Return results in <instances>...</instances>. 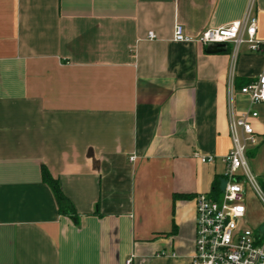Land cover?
<instances>
[{"label": "crops", "instance_id": "0c3cea01", "mask_svg": "<svg viewBox=\"0 0 264 264\" xmlns=\"http://www.w3.org/2000/svg\"><path fill=\"white\" fill-rule=\"evenodd\" d=\"M249 8L264 43V0H0V264H191L194 199L224 176L231 109L257 113L247 161L264 179V103L235 85L264 54H207L173 29L195 38Z\"/></svg>", "mask_w": 264, "mask_h": 264}, {"label": "built area", "instance_id": "2783aa9c", "mask_svg": "<svg viewBox=\"0 0 264 264\" xmlns=\"http://www.w3.org/2000/svg\"><path fill=\"white\" fill-rule=\"evenodd\" d=\"M256 31L257 19L250 15L249 8L241 21L218 29H206L195 38L186 36L183 27L177 24L173 29V41L198 43L203 47L229 44L234 60L242 45H246L252 53L264 54V43L256 40ZM147 39L153 41L156 37L148 33ZM238 93L253 104L264 103V73L241 87ZM256 117V112L235 116L230 110L232 148L223 159L226 182L218 200H212L208 195H198L194 199L195 231L191 264H264V226L250 228L244 222L247 189L264 207V190L247 161V151L257 145V138L249 124V119ZM198 158L201 163H213L210 157ZM133 160L134 157H131L130 161ZM126 264H131V259Z\"/></svg>", "mask_w": 264, "mask_h": 264}, {"label": "trees", "instance_id": "16d2710c", "mask_svg": "<svg viewBox=\"0 0 264 264\" xmlns=\"http://www.w3.org/2000/svg\"><path fill=\"white\" fill-rule=\"evenodd\" d=\"M251 82H246V81H240L236 85L237 89H240L241 87L249 84ZM41 177L43 183H45L53 192L59 214L65 215V216H70V217H75V211L73 207L71 206L70 202L68 199L63 195L61 192L59 185L55 179H53L50 174L47 172L46 169L42 168L41 170ZM226 182L225 176H220V177H215L213 179L212 185H211V191L209 193V197L212 200H218L220 198V195L223 190V186ZM260 183V182H259ZM262 189L264 190V182L260 183ZM189 196H182V195H174L173 200H184L187 199Z\"/></svg>", "mask_w": 264, "mask_h": 264}, {"label": "rangeland", "instance_id": "374dc122", "mask_svg": "<svg viewBox=\"0 0 264 264\" xmlns=\"http://www.w3.org/2000/svg\"><path fill=\"white\" fill-rule=\"evenodd\" d=\"M258 181L264 182V179H258ZM245 207L247 210L245 224L250 228L255 227L259 222H264V207L256 199L251 190H246Z\"/></svg>", "mask_w": 264, "mask_h": 264}, {"label": "water", "instance_id": "95a60500", "mask_svg": "<svg viewBox=\"0 0 264 264\" xmlns=\"http://www.w3.org/2000/svg\"><path fill=\"white\" fill-rule=\"evenodd\" d=\"M225 45H208L206 47V53L207 54H217V53H222L225 51L224 49Z\"/></svg>", "mask_w": 264, "mask_h": 264}]
</instances>
